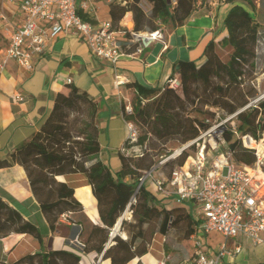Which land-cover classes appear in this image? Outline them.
Masks as SVG:
<instances>
[{
  "label": "trees",
  "instance_id": "1",
  "mask_svg": "<svg viewBox=\"0 0 264 264\" xmlns=\"http://www.w3.org/2000/svg\"><path fill=\"white\" fill-rule=\"evenodd\" d=\"M140 1L110 4L114 29L121 30L119 22L126 12H132L134 31H154L158 28L157 21L181 25L193 11L208 5L207 0H175V4L169 0H145L151 8L144 12L138 5ZM229 1L241 4L232 6L223 21L226 37L221 46L230 47L226 61L217 54L214 42H209L199 63L180 60L174 64L170 79L177 75L178 87H172L170 82L161 89L134 84L136 94L131 100V112L123 108V117L140 131L135 142L125 141L118 152L121 165L117 172H112L97 158L100 150L96 124L98 104L86 92L70 84L66 92L56 95L48 117L33 136L11 153L9 161H0V167L12 163L23 167L51 233L57 230L63 215L83 210L74 188L66 181L69 175L85 176L99 218L87 237L80 240L81 247L67 240L63 247L49 249L39 227L0 197V239L12 233L25 234L39 245L37 251L8 264H82L81 256L92 252L95 258L102 254V259H109L111 264H127L147 254L155 234L165 237L174 226L180 225L185 239L189 238L195 225L190 213L183 207L159 206L144 184L139 183L145 172L153 168L156 172L158 161L151 151L159 156L163 151L166 153V145L171 141L184 144L193 140L208 128L210 122L206 117L213 118L216 115L213 110L219 112L217 121H220L244 107L256 93L251 82L259 74L255 66L259 11L253 0ZM259 6H264V0H259ZM263 117L264 112L252 108L238 113L235 121L242 133L259 138L264 128ZM224 139L232 152L233 162L250 167L254 162L252 152L230 132H225ZM190 156L182 151L174 157L176 162L171 163L169 159L162 165H167L169 172L159 171V175L168 177L174 169L184 166ZM126 210L129 220L122 219L110 239L117 220ZM193 254L194 248L185 260ZM0 264L6 263L0 260Z\"/></svg>",
  "mask_w": 264,
  "mask_h": 264
},
{
  "label": "crops",
  "instance_id": "2",
  "mask_svg": "<svg viewBox=\"0 0 264 264\" xmlns=\"http://www.w3.org/2000/svg\"><path fill=\"white\" fill-rule=\"evenodd\" d=\"M22 1L0 0V56L8 43L9 31L19 26L22 21L20 9ZM207 1V6L199 7L193 11L181 25L162 24L167 42L166 49H163L160 42H155L140 56L122 57L116 65L94 57L84 38L70 32L49 40L44 54L41 57L33 58L32 69L29 71L22 70L14 62L9 61L5 68L0 70V161H9L11 153L33 136L48 117L56 95L59 92H66L67 84H70L86 92L98 104L96 124L99 130L100 150L97 158L112 172H117L121 165L118 152L128 136L123 108L130 106L131 100L136 94L134 84L145 88L161 89L171 80L178 81L177 75L170 79L174 64L180 60L199 63L202 60L204 48L209 42H214L215 50L222 59L220 56L221 41L226 37L223 26L224 18L232 6L241 3L229 0ZM83 2L85 9H79V13L85 15L92 23H99L111 21V3L125 5L131 0H78V4ZM138 5L144 12L151 8V4L147 1H140ZM127 22H131L134 27L132 12H126L119 22L121 31L127 27ZM118 39L123 50L132 52L133 48L128 45L124 33H119ZM126 45L129 46L128 49L125 48ZM226 53L225 58L228 57L230 48ZM68 80L70 83H67ZM76 175L79 174L69 175L66 178L69 185L70 180ZM153 177L157 178L159 174L156 172ZM143 184L145 189L155 197L159 206L166 209L173 208L172 205H169L170 203L166 204L161 201L160 196L154 192L152 178H148ZM89 191H91V187ZM90 195H93L92 191ZM0 197L18 209L25 219L37 227L41 221L47 227L21 165L12 163L8 167H0ZM75 197L82 204L83 201L76 195V191ZM91 197L94 198V196ZM94 199H92L94 204L92 206L95 208H93V216L96 220L87 218L86 222L82 220L69 222L68 238L53 237V239L49 231L48 240L52 239L55 245L58 244V248L63 247L67 240L70 242L75 232L77 236L80 232L78 238L84 240L92 226L99 221ZM84 206L82 211L69 213V215L84 213L86 210ZM174 207L185 208L193 218L192 210L187 205L176 204ZM21 209L24 210V213ZM34 211L38 213L34 214ZM59 221L63 222L61 218ZM58 225L61 224L58 222ZM113 235L111 236L110 233V239ZM215 236L219 238L212 239ZM28 238L33 239L28 235L15 233L1 238L0 260L5 263L12 262L19 256L37 251L39 248L14 257V253L20 252L22 248L25 249L23 241ZM122 238H125L124 234ZM223 241L232 252L236 249L239 251L234 252L232 256L224 257L221 264H264V245H255L242 234L227 240L216 233L209 234L204 238L205 248L213 253ZM108 246H110V240ZM10 249L12 253L9 252ZM7 253L13 255V259L7 261L5 259ZM147 254L158 259L149 250ZM142 257L135 258L127 264H132L134 260V264H138V262L146 264ZM99 259L100 264H111L109 259H102V254Z\"/></svg>",
  "mask_w": 264,
  "mask_h": 264
},
{
  "label": "built area",
  "instance_id": "3",
  "mask_svg": "<svg viewBox=\"0 0 264 264\" xmlns=\"http://www.w3.org/2000/svg\"><path fill=\"white\" fill-rule=\"evenodd\" d=\"M170 1L175 4V0ZM20 9L22 21L9 31L8 43L0 56V70L9 61L22 70H31L33 58L44 54L49 40L69 32L82 36L94 57L112 65L125 56H140L155 42H160L163 49L167 48L163 25L159 21L154 31L137 32L133 27L116 30L110 20L92 23L82 17L79 9L84 10L85 3L78 4V0H23ZM121 32L126 35L132 52L121 47L118 39ZM174 82L177 84L174 85ZM174 82L171 80L170 85L178 87V81ZM251 84L256 89L255 95L248 99L244 107L229 115L227 121L252 108L264 112V72H260ZM125 111L131 112V106H126ZM224 122L208 126L196 138L181 144L178 150L159 162L162 166L182 151L192 149L193 153L184 166L174 169L168 177L159 175L157 178L153 177V168L145 172L139 183L141 185L152 178L154 192L162 200L173 199L177 205H187L195 212V225L189 236L194 254L181 264H221L224 257L239 251L229 250L225 241L215 252L207 250L204 238L212 233L224 240L242 234L253 244L264 245V128L260 137L254 138L242 133L237 124L227 126ZM126 127V141L135 142L137 128L130 122ZM225 132H230L252 152L254 162L250 167L233 162L232 152L224 139ZM77 238L76 235L73 239L81 247ZM155 260L156 264H166L168 257Z\"/></svg>",
  "mask_w": 264,
  "mask_h": 264
},
{
  "label": "rangeland",
  "instance_id": "4",
  "mask_svg": "<svg viewBox=\"0 0 264 264\" xmlns=\"http://www.w3.org/2000/svg\"><path fill=\"white\" fill-rule=\"evenodd\" d=\"M173 1V0H172ZM256 3L257 6V10L259 11L258 15L256 16L257 21L259 22V28H258V42H257V47H256V59H255V66H256V72L260 73V72H264V6L261 8L259 6V0H253ZM131 23V22H130ZM129 23V24H130ZM133 26V24L131 23V25L128 28H131ZM230 48L229 46H221V52H220V56L222 57L223 60H227L226 57V51L227 49ZM229 55V54H228ZM187 61V60H186ZM174 82V80H173ZM177 83L174 82V85H176ZM216 112V115L213 118H208V121L210 122L209 126H211L212 124H219L222 121H225L223 124H236L235 118H232L230 120H226L228 118V116H226L225 118H223L220 121L219 120V112L216 110H213ZM264 118V117H263ZM140 130H138L139 133ZM156 142V141H155ZM157 143V142H156ZM206 145L208 146L207 142ZM147 146L149 147V143H147ZM181 144L175 142V141H171L166 145L167 151L166 153L163 151L161 152V155L157 156L155 151H151V154H155L156 157L155 160L158 161L156 166V172H158L157 174H159L161 171L168 173L169 172V168L166 166H159V161L164 159L165 157L173 154L176 150H178L180 148ZM262 149H264V145H262ZM187 155H191L193 153L192 149L186 150L184 151ZM176 156V155H175ZM174 156V157H175ZM174 157H172L170 160V162H176V159H174ZM175 160V161H174ZM160 171V172H159ZM154 172L153 175L156 173ZM70 185L73 186V188L76 190H78V194H76L79 198H80V194L79 191L82 190L83 188H88L90 190V186L86 181V178L84 177V175L79 174L76 175L72 178V180H70ZM82 188V189H81ZM77 192V191H76ZM163 202H165L166 204L170 203L169 205H172L173 207L176 206V203L173 199H166V200H161ZM84 206V205H83ZM91 208H94L92 205L90 206ZM84 208L86 209V211H84V213H80L78 215H69L65 216L64 218L61 217V220L63 222L59 221L58 225V229L51 233V238L53 237H63V238H68L69 237V222H75L76 220H82V221H87V218H91L96 220V218L93 216V214H91V210L89 211L88 208L86 206H84ZM21 211L24 213V210L21 209ZM34 214H37L38 212H33ZM87 213V214H86ZM191 214L194 216L195 212L191 211ZM124 220H129L128 218L130 217V214L128 212V210H126L124 212ZM41 220V219H40ZM89 225V224H87ZM84 226V225H83ZM87 228V227H86ZM39 230L41 232V234L45 237V244L47 245L48 243V235H49V230L47 229L46 225L41 221L39 224ZM82 230V229H81ZM82 232H84V230H82ZM122 236V235H121ZM218 236L213 237L212 239L216 240L218 239ZM54 239V238H53ZM52 240V239H51ZM75 239L70 240V244L74 245V246H78V244L74 241ZM78 241L81 240V238H77ZM24 244V248L25 249H21L22 251H20V253L16 252L14 253V257L18 254H23L26 253L28 251H32L34 249H38V243L36 241H34L33 239L28 238V240H24L23 241ZM58 244H54L53 240H52V247L57 246ZM58 248V246H57ZM149 251H151L157 258H162V256L164 257H168V262L169 264H178L181 261L187 259L192 251V243L190 241V239H185V237L182 234V228L180 227V225H178L177 227H173L171 229H169L168 235L163 237L160 234H155L151 245L148 249ZM159 251V253H158ZM11 252V249L10 251ZM95 254H84L81 256V263L83 261L82 264H100L99 261V256L97 258H95ZM7 261L13 259V255H11L10 253H7V256L5 258ZM83 259V260H82ZM10 262V261H9ZM9 262H6V264H8ZM135 263V260L133 261L132 264Z\"/></svg>",
  "mask_w": 264,
  "mask_h": 264
},
{
  "label": "bare ground",
  "instance_id": "5",
  "mask_svg": "<svg viewBox=\"0 0 264 264\" xmlns=\"http://www.w3.org/2000/svg\"><path fill=\"white\" fill-rule=\"evenodd\" d=\"M130 22H127V26L129 27L130 25H131V23L129 24ZM82 189V188H81ZM77 192H76V194H78V190H76ZM90 192L91 191H89V189L88 188H83L82 190H80L79 191V194H80V200L81 201H83L84 202V204H85V206L88 208V210L91 212V214H93L94 213V209L93 208H91L90 207V205H94L93 204V200L92 199H94V198H92L91 196H93V195H90ZM95 200V199H94ZM83 202H82V204H83ZM95 202V201H94ZM83 204V205H84ZM94 207V206H93ZM86 211V210H85ZM87 212V211H86ZM88 213V212H87ZM86 213V214H87ZM92 218V217H91ZM90 218V219H91ZM92 220V219H91ZM21 247V246H20ZM19 247V248H20ZM17 250H19L18 248H17ZM22 251V250H21ZM12 253V252H11ZM18 253H20V252H18ZM24 254V253H23ZM20 257V256H19ZM142 260L146 263V264H156V260L150 255V254H147V255H144L143 257H142ZM102 264V263H101Z\"/></svg>",
  "mask_w": 264,
  "mask_h": 264
},
{
  "label": "water",
  "instance_id": "6",
  "mask_svg": "<svg viewBox=\"0 0 264 264\" xmlns=\"http://www.w3.org/2000/svg\"><path fill=\"white\" fill-rule=\"evenodd\" d=\"M168 2H170V0H169ZM121 220H122V217L118 220L117 224H116L115 227L113 228V230H112V232H111V236H112L113 234H115V231L118 229ZM48 248H49V249L52 248V240H51V239H49V241H48Z\"/></svg>",
  "mask_w": 264,
  "mask_h": 264
}]
</instances>
